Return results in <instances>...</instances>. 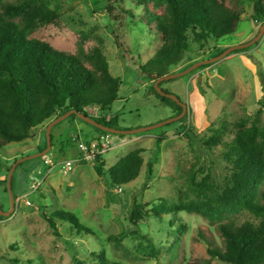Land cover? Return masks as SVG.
Listing matches in <instances>:
<instances>
[{"label":"rangeland","instance_id":"374dc122","mask_svg":"<svg viewBox=\"0 0 264 264\" xmlns=\"http://www.w3.org/2000/svg\"><path fill=\"white\" fill-rule=\"evenodd\" d=\"M6 1L17 3L19 0ZM241 1L245 14L237 32L219 43H192L184 61L170 68L169 74L184 72L195 63L217 57L219 52L249 43L258 36L264 17L255 16L252 0ZM41 2L59 15V22L38 25L32 37L81 56L102 40L110 73L121 80L119 101L103 113L90 108L89 115L112 119L121 131L145 129L179 116L174 107L154 93L158 78L149 77L141 70L162 44L156 31L145 23L146 6L131 0L119 5H110L109 0ZM149 8L159 11L154 6ZM87 66L91 67L89 63ZM160 87L186 105L187 111L181 120L123 138L104 134L109 135L114 147L102 155L109 165L134 150L146 151L142 172L129 186L112 187L107 177L98 175L96 161L82 159L80 143L89 147L101 135L79 118L54 126L51 134L54 147L47 156L17 166L12 177L14 210L9 216L0 215V264H99L93 256L102 252L109 264H226L211 259L200 236L203 234L223 249L219 222L182 212L162 219L147 218L132 234L127 217L135 202L148 205L160 199L172 203L191 199L192 173L196 181H201L210 171L218 181L229 173L223 149L210 153L204 150L201 141L224 121L233 127L241 119L259 114L264 126V35L249 48L234 51L185 76L164 81ZM47 128L48 125L38 129L23 142L7 145L0 154L2 211L11 209L8 178L12 166L40 149L45 150ZM75 136L79 137L78 141H73ZM158 137L164 139L160 144ZM68 139L72 144H68ZM50 160L53 164L48 163ZM67 161L73 162L69 173L63 168ZM42 207L50 212L63 209L75 213L83 225L96 232L97 240L75 236L61 224L59 236L55 235L41 216ZM232 221L258 222L247 212L227 213L223 222ZM181 225L186 226V231L179 236ZM111 235L122 238L119 247L109 242ZM144 236L153 241L158 258L151 257L152 250Z\"/></svg>","mask_w":264,"mask_h":264},{"label":"trees","instance_id":"16d2710c","mask_svg":"<svg viewBox=\"0 0 264 264\" xmlns=\"http://www.w3.org/2000/svg\"><path fill=\"white\" fill-rule=\"evenodd\" d=\"M109 1L110 5H119L126 0ZM131 1L146 6L145 23L156 31L162 42L153 59L141 67L143 73L156 78L170 75V68L184 61L192 43H219L234 35L245 14L241 0ZM252 1L255 16L264 17L263 1ZM149 6L159 11H151ZM58 22L59 15L41 0H19L17 3L0 0V154L7 145L30 139L38 129L68 112L89 115V108H97L103 113L119 101L121 80L110 73L102 40L100 45L81 56L58 50L31 36L38 25ZM256 23L261 24L260 20ZM153 91L162 102L174 107L177 115L182 113L177 103L162 97L155 87ZM89 116L118 129L117 122L112 119ZM76 119L77 116L72 115L69 121ZM93 128L100 135L109 134ZM210 133L201 141L203 148L210 153L222 148L229 173L220 181L213 178L212 171L201 181H196L192 173L189 185L192 198L187 201L180 199L179 203H172L160 199L148 205L135 202L127 217L130 230L135 234L140 223L150 217L162 219L182 212L200 215L210 222H219L218 230L223 237L222 249L200 234L211 259L226 264H264V126L257 114L241 119L233 127L224 121ZM230 135L231 138L226 137ZM51 140L54 147L52 135ZM163 140L158 137L157 143ZM68 144H72L69 139ZM145 152L144 149L134 150L113 165L99 155L96 157L98 175L107 177L112 187L129 186L142 172ZM45 209L42 207L41 216L55 235L59 236L61 224L71 229L75 236L97 240L96 232L83 225L75 213ZM229 212H247L258 222L224 223ZM185 231L186 226L181 225L179 236ZM143 238L152 250L151 257L158 258L153 241L146 236ZM108 240L117 247L122 244V238L116 235ZM93 257L99 264H109L104 252Z\"/></svg>","mask_w":264,"mask_h":264},{"label":"water","instance_id":"95a60500","mask_svg":"<svg viewBox=\"0 0 264 264\" xmlns=\"http://www.w3.org/2000/svg\"><path fill=\"white\" fill-rule=\"evenodd\" d=\"M263 35H264V24L262 25L258 36L253 41H251L249 43H246V44H243V45H237V46L228 48L226 51L221 53L219 56L214 57V58L209 59V60H203V61H200L198 63H195L194 65H192L189 69H187L184 72L170 74V75L158 78L157 81L155 82V85H154L156 91L162 97H166L168 99H171L172 101L177 103L183 109L182 113L179 116H177V117H175V118H173V119H171L169 121H166V122L161 123V124L156 125V126H152V127H148V128L140 129V130H133V131H121V130H118L116 128L108 127V126H106L104 124H101L98 121L94 120L89 115L78 113L76 111L68 112V113L58 117L54 121H52L48 125V128H47V148L45 150L41 151V152H38V153L34 154V155H31V156H28L26 158H23V159L19 160L18 162H16L12 166L10 174H9V178H8V193L10 195V200H11V209L8 212H4V211H2L0 209V215L1 216H9L14 210V196H13V192H12V177H13L14 171L16 170L17 166L19 164L27 161V160H30V159H33V158L45 157V156H47L50 153V151L52 149L51 134H52V130H53L54 126H56L57 124L61 123L62 121H65V120L69 119L72 115H76L77 118L81 119L82 121L92 125L93 127L98 128V129H100V130H102L104 132H107L109 134H114V135H124L125 136V135H133V134H139L141 132L151 131V130H154V129L159 128L161 126H164V125L179 121L186 114V111H187L186 105L181 103L179 101V99L175 95L168 94V93L164 92L161 89V87H160L161 83H163L164 81H169V80H173V79L185 76V75L189 74L190 72L194 71L195 69H197V68H199L201 66L214 64V63L224 59L225 57H227L228 55H230L234 51H238V50H243V49L249 48L250 46L256 44L263 37Z\"/></svg>","mask_w":264,"mask_h":264},{"label":"built area","instance_id":"2783aa9c","mask_svg":"<svg viewBox=\"0 0 264 264\" xmlns=\"http://www.w3.org/2000/svg\"><path fill=\"white\" fill-rule=\"evenodd\" d=\"M90 109V108H89ZM97 109V108H95ZM98 110V109H97ZM99 111V110H98ZM99 117V116H95ZM74 141H78L79 137H74ZM113 149L111 140L109 135H101L98 140L93 142L89 147L84 145L83 143H80V153L81 157L84 161H96V157L99 155L106 154L107 152L111 151ZM49 164H53V162L50 160L48 161ZM73 162H65L63 164V168L67 173L73 170Z\"/></svg>","mask_w":264,"mask_h":264},{"label":"crops","instance_id":"0c3cea01","mask_svg":"<svg viewBox=\"0 0 264 264\" xmlns=\"http://www.w3.org/2000/svg\"><path fill=\"white\" fill-rule=\"evenodd\" d=\"M113 147V146H112ZM114 148V147H113Z\"/></svg>","mask_w":264,"mask_h":264}]
</instances>
